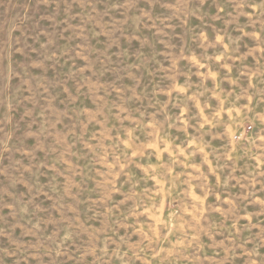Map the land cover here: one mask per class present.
Wrapping results in <instances>:
<instances>
[{"label": "rangeland", "instance_id": "374dc122", "mask_svg": "<svg viewBox=\"0 0 264 264\" xmlns=\"http://www.w3.org/2000/svg\"><path fill=\"white\" fill-rule=\"evenodd\" d=\"M0 264H264V0H0Z\"/></svg>", "mask_w": 264, "mask_h": 264}]
</instances>
